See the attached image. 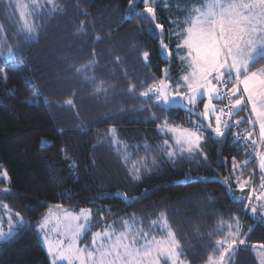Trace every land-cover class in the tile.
<instances>
[{"label":"trees","instance_id":"trees-1","mask_svg":"<svg viewBox=\"0 0 264 264\" xmlns=\"http://www.w3.org/2000/svg\"><path fill=\"white\" fill-rule=\"evenodd\" d=\"M193 3L152 0L156 23L165 31L157 39L159 30L149 31L154 25L146 22L141 0H57L56 10L35 18L40 30L29 40L17 5L0 0V54L11 49L13 62L23 69L3 66L11 62L0 55V170L9 178L0 172V206L25 222L18 235L0 244V264H51L38 228L55 205L91 209L92 232L106 225L120 230L122 220L148 230L164 213L187 264L218 259L215 242L229 240V227L234 232L239 218L245 243L234 264H260L255 250L264 245V222L247 210L246 200L232 198L246 196L237 178L255 175L262 181L255 160L244 164L251 150L246 155L236 146L233 129L225 130V138L209 129L200 152L170 160L162 141L173 142L160 131L163 121L188 128L189 120L199 124L202 118L184 110L160 111L139 95L163 78L165 68L172 82L188 71L176 51L168 63L162 60L161 41L173 48L179 39L175 31L186 27ZM88 64L85 79L76 69ZM262 66L264 61L251 71ZM195 110L202 113L203 103ZM112 128L118 144L110 138ZM134 164L145 165L140 180L129 174ZM17 219L13 215L16 225Z\"/></svg>","mask_w":264,"mask_h":264},{"label":"snow or ice","instance_id":"snow-or-ice-1","mask_svg":"<svg viewBox=\"0 0 264 264\" xmlns=\"http://www.w3.org/2000/svg\"><path fill=\"white\" fill-rule=\"evenodd\" d=\"M52 5L49 11H54L56 5L54 0H45ZM144 11L147 14L146 22L154 25L149 31L159 30L156 38L165 35L164 26L156 23V10L152 6V0H141ZM11 6V0H9ZM33 12L29 16L35 15L39 9L44 7L40 0H32ZM131 7V2H130ZM23 15V14H21ZM37 18H40L37 16ZM186 27L182 34H178L179 39L173 48L161 41L162 60L168 63V57L176 51L177 59L186 62L188 71L183 73L175 87L171 86L172 77L167 68L163 69V78L157 83H153L146 90L139 93L144 104H150L160 111L184 110L189 113V117L196 116L202 118V122L196 124L189 120L192 125L183 128L179 125L170 124L164 120L160 126L162 134H170L174 143H169V139L162 141L163 151L171 160L177 155L183 156L185 153L191 155L198 153L202 148L203 133L211 130L218 138H225V130L231 133L234 127L242 123L249 126L243 133H236L235 143L237 147H243L247 155L250 149L252 155L244 161L247 165L252 162L253 157L258 159V167L261 173V193L256 195V188H250L249 194L245 197L232 198L240 203L247 201V205H252V197L255 195L257 201H264V151L259 150V145H264V71L257 73L250 71V66L264 61V0H202L201 7L191 9L190 17L185 21ZM40 30V26L25 21L21 31L26 39H33L34 34ZM7 46V45H5ZM186 50L185 56H180L179 50ZM3 55L11 62L7 65L10 70H23L22 65L13 62L11 49ZM149 53H143L145 66ZM91 64L76 71L88 79L85 72ZM0 78H3L0 76ZM156 78L153 77V80ZM92 82V81H90ZM183 88L184 91H180ZM222 90L225 94H222ZM99 91V88H97ZM234 99L228 101V111L216 106L214 101L220 102L229 94ZM206 97L207 102H204ZM198 103H203L204 111L197 112L195 109ZM71 105L72 101L69 100ZM249 113L247 119H235L241 113ZM227 115L229 120L222 122V116ZM214 117V124L212 121ZM156 120L155 114L152 116ZM207 120L208 123H203ZM258 136L254 137L257 132ZM110 138L114 144L120 143L116 137L115 128L110 129ZM244 141L243 145L238 142ZM145 151L150 150L147 145ZM127 148V145H124ZM128 162V157H123ZM233 169L237 165L233 157ZM156 163L155 159L152 161ZM145 165H133L129 169V174L135 180H140L141 167ZM241 170V175L243 174ZM5 180H8L6 170H0ZM218 179V176H217ZM223 183V182H222ZM238 188L241 192L249 187V181L240 182L237 178ZM5 192L8 190L5 189ZM127 199L126 197H122ZM246 205V206H247ZM4 207H7L4 205ZM59 207V206H57ZM264 209V204H261ZM252 214L257 209L250 207ZM13 215L17 217V225L12 226ZM92 210L81 208L79 213L65 211L56 218V228L50 231L59 233L58 238L50 239L45 235L47 252L51 257V264H184L181 244L176 239L174 231L168 225L164 213H161L158 220H152L149 229L138 227L136 224H129L127 220H122V230H117L113 225H106L104 230L92 232L93 221ZM264 222V216L256 217ZM52 219L49 212L40 224V229L48 227ZM134 219V217H133ZM236 223L235 231L229 227V240H217L218 260L213 257L208 258V264H230L231 254L235 252V245L244 244L245 240L240 238L239 218H234ZM25 222L18 212L8 214V231L0 230V243L7 242L14 238L22 230ZM159 226L162 234L158 238L155 229ZM90 238L85 240V237ZM260 247L264 248V245ZM229 259L226 260L225 257ZM264 264V260L261 261Z\"/></svg>","mask_w":264,"mask_h":264},{"label":"rangeland","instance_id":"rangeland-1","mask_svg":"<svg viewBox=\"0 0 264 264\" xmlns=\"http://www.w3.org/2000/svg\"><path fill=\"white\" fill-rule=\"evenodd\" d=\"M7 1L9 2V0H7ZM12 1L14 2L15 5H17L18 12L20 13V15L23 14V15H21V19H22L23 23L25 21H27L28 23L35 24V18L37 16L45 14V12H52V11H49V9H51L52 5L47 4L45 2V0H40V2L42 4H44V7L42 9H39L36 12L35 15L29 16L28 13L33 12L32 0H12ZM195 1H196V3H193V6L191 8H189V9H192L194 7H201L202 6V0H195ZM54 3H55V5H57V0H54ZM179 9L182 10L181 8H179ZM55 10H56V8H55ZM190 15H191V10H189V15H188L187 19L190 17ZM183 30H176L175 31V36H178V34H182ZM178 38H179V36H178ZM179 55L180 56H185L186 55V50L183 49L182 52H179ZM251 69H252V66H250V71H251ZM253 71H256L257 73H259L261 71H264V66H262L260 68H257L256 70H253ZM170 83H171L172 87H175V82L171 81ZM180 91H184V89L181 88ZM206 102H207V100H206V97H205V103ZM214 103L216 104L217 107H219V105H220L219 103L220 102L214 101ZM211 119H212V121L214 123V117H212ZM255 135L258 136V127H257V132L255 133ZM172 142L174 143L173 140H172ZM260 147H261V151H264V145H260ZM254 163H255V166H256L254 170L258 171L259 170L258 159ZM244 180H248L249 181V187H246L245 190L243 191V193H246V195L249 194L250 188H256V195H259L261 193V189L259 188V185L261 184L262 181L256 180L255 175L251 176L249 179H244L243 176H242L240 178V182H243ZM246 203H247V201H246ZM261 204H264V201H257L255 195H253V197H252V205H247L246 207H247V210L249 211L251 206H255L257 211H256V213L254 215H256L257 217L264 216V209L261 208ZM57 206H59V207H57ZM65 211H70V210H67V209L63 208L60 205L53 206L51 211H50L52 213V219H51L50 223L48 224V227L46 229H44V230H41L40 226L38 228V231L40 232V235H41L42 243H43L46 251H47V244H46V241H45L44 237H45V235H48L50 239L58 238L59 233L56 232V231H50V230H53V229L56 228V218L61 213L65 212ZM72 212L79 213V212H75V211H72ZM8 214H9V210H7L5 207L0 206V230H3L4 232L8 231V226H7ZM91 219H92V217H91ZM129 224H136V226L140 227V225L138 223H136L135 221H131V222H129ZM15 225H16V222L12 218V226H13V228L16 227ZM103 230H100V231L102 232ZM120 230H122V229H120ZM161 234H162V230H161V228L159 226H157L156 229H155V235L159 238ZM240 238H242L241 237V232H240ZM88 239L89 238L85 237V240H88ZM231 239H232V237L229 236V241ZM239 246H240V244L237 242V244L235 245V249L236 250H235L234 253L231 254L230 264H234L235 259H236V253L239 250ZM255 253L257 255L259 263L261 264V261L264 260V249L259 248V249L255 250ZM49 258L51 260L50 256H49ZM225 259L228 260L229 257L226 256ZM215 260H218V259H215ZM161 264H164V262L161 261ZM184 264H187V263L184 261Z\"/></svg>","mask_w":264,"mask_h":264},{"label":"built area","instance_id":"built-area-1","mask_svg":"<svg viewBox=\"0 0 264 264\" xmlns=\"http://www.w3.org/2000/svg\"><path fill=\"white\" fill-rule=\"evenodd\" d=\"M222 94H225L224 93V91L222 90ZM230 99H234V97H231V95H230V93L229 94H226L225 95V99L223 100V101H221V102H223V108H224V110H225V112H227L228 111V101L230 100ZM236 117V116H235ZM234 117V118H235ZM224 121H228L229 123H232L233 121H231V120H229V117L227 116V115H223L222 116V122H224ZM249 129V127L248 128H241L240 126H238V127H234L233 128V130L236 132V133H243V132H245V131H247ZM254 137H257L256 135H255V133H254ZM239 142H241L242 144H244V141L243 140H240ZM259 147V150L261 151V147H260V145L258 146ZM253 159L255 160V161H257V159L255 158V157H253Z\"/></svg>","mask_w":264,"mask_h":264}]
</instances>
